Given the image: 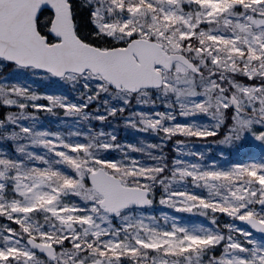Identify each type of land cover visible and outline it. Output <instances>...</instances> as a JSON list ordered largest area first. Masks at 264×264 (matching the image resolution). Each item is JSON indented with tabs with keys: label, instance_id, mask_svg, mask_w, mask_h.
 I'll return each instance as SVG.
<instances>
[{
	"label": "snow or ice",
	"instance_id": "1",
	"mask_svg": "<svg viewBox=\"0 0 264 264\" xmlns=\"http://www.w3.org/2000/svg\"><path fill=\"white\" fill-rule=\"evenodd\" d=\"M0 107V264H264V0H0Z\"/></svg>",
	"mask_w": 264,
	"mask_h": 264
},
{
	"label": "trees",
	"instance_id": "2",
	"mask_svg": "<svg viewBox=\"0 0 264 264\" xmlns=\"http://www.w3.org/2000/svg\"><path fill=\"white\" fill-rule=\"evenodd\" d=\"M29 79H30V83L33 82V81L35 82L33 86L38 91L52 90L55 87V86H53V85H51V84H49L47 82H42L40 80V78H35L34 77V78H29ZM41 111H43V110H41ZM3 112H4L3 107H0V114H3ZM43 119H45V122H46V125H47L49 118L48 117H43ZM141 135L142 136H148V138L150 139L151 142H157V140H155L156 137H150L149 134H141ZM125 138H127V139H134L132 137L131 133H125L123 131V126L121 125L120 126V139H125ZM211 139L212 138H210L209 140H211ZM165 151L168 153L169 157L172 156V153H171L170 148H166Z\"/></svg>",
	"mask_w": 264,
	"mask_h": 264
},
{
	"label": "rangeland",
	"instance_id": "3",
	"mask_svg": "<svg viewBox=\"0 0 264 264\" xmlns=\"http://www.w3.org/2000/svg\"><path fill=\"white\" fill-rule=\"evenodd\" d=\"M197 147H209V148H212V151L209 152L208 155L216 156V155H218L217 148L220 147V146L212 145V144L209 143L208 145H204V146H201V145L198 144ZM160 211L169 212L170 214L174 212V210H172V209H170V208H168L166 206L158 205L157 206V213H159ZM183 215H184V217H186L187 219H189L191 221H205V218L202 217V216H197V215L188 214V213H184ZM236 223L239 225L238 221H236Z\"/></svg>",
	"mask_w": 264,
	"mask_h": 264
},
{
	"label": "water",
	"instance_id": "4",
	"mask_svg": "<svg viewBox=\"0 0 264 264\" xmlns=\"http://www.w3.org/2000/svg\"><path fill=\"white\" fill-rule=\"evenodd\" d=\"M242 223H244V222H242Z\"/></svg>",
	"mask_w": 264,
	"mask_h": 264
}]
</instances>
